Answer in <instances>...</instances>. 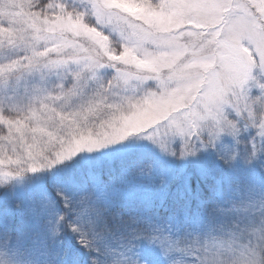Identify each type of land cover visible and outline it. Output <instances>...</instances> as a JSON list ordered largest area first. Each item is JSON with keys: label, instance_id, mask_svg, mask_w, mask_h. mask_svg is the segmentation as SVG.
Returning <instances> with one entry per match:
<instances>
[{"label": "snow or ice", "instance_id": "obj_1", "mask_svg": "<svg viewBox=\"0 0 264 264\" xmlns=\"http://www.w3.org/2000/svg\"><path fill=\"white\" fill-rule=\"evenodd\" d=\"M0 264H264V0H0Z\"/></svg>", "mask_w": 264, "mask_h": 264}]
</instances>
